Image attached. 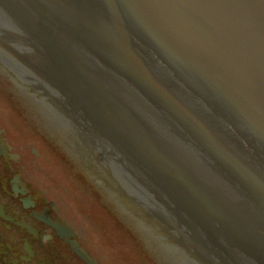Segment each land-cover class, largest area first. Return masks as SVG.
I'll return each mask as SVG.
<instances>
[{"label":"water","instance_id":"1","mask_svg":"<svg viewBox=\"0 0 264 264\" xmlns=\"http://www.w3.org/2000/svg\"><path fill=\"white\" fill-rule=\"evenodd\" d=\"M232 1L0 0L52 130L191 264H264V0Z\"/></svg>","mask_w":264,"mask_h":264},{"label":"flooded vegetation","instance_id":"2","mask_svg":"<svg viewBox=\"0 0 264 264\" xmlns=\"http://www.w3.org/2000/svg\"><path fill=\"white\" fill-rule=\"evenodd\" d=\"M3 119L0 113V131L8 136V144L0 147V264H93L94 258L99 264H111L97 247L84 241L75 221L51 198L35 147L26 146L32 157L24 153ZM13 163L22 164L12 171ZM56 242L62 251L54 246Z\"/></svg>","mask_w":264,"mask_h":264},{"label":"rangeland","instance_id":"3","mask_svg":"<svg viewBox=\"0 0 264 264\" xmlns=\"http://www.w3.org/2000/svg\"><path fill=\"white\" fill-rule=\"evenodd\" d=\"M1 97V114L14 121L16 126L21 127L19 134L17 132L15 134L21 136V141L18 142L22 145L24 153L32 157L29 148L26 147H29L28 142L31 140L28 139L29 136L25 138L27 136L26 120L21 111L19 112V106L10 97L9 99L6 95ZM5 117L4 121H6ZM43 155L40 172L52 186L50 187L51 198L60 206L61 211L63 209L67 212L68 218L75 221L76 228L84 241L91 243L92 247H97L101 255L103 253L110 258L112 264H143L144 259L140 250L128 236L126 229L106 212L102 204L98 203L96 194L89 190L79 178L76 180L53 151H44ZM21 164L13 163L10 169L13 171ZM54 246L59 251L63 250L58 242Z\"/></svg>","mask_w":264,"mask_h":264},{"label":"bare ground","instance_id":"4","mask_svg":"<svg viewBox=\"0 0 264 264\" xmlns=\"http://www.w3.org/2000/svg\"><path fill=\"white\" fill-rule=\"evenodd\" d=\"M8 144V136L5 133L4 130L0 131V147L2 148L4 145ZM65 228H68V223L67 222H62L61 223ZM78 250L81 252L82 256H86V253L84 250H81L80 247H78ZM95 261L91 260L93 264H99V262L94 258ZM97 261V262H96Z\"/></svg>","mask_w":264,"mask_h":264}]
</instances>
